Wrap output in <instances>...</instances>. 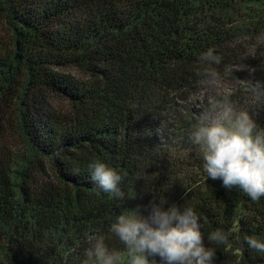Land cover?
<instances>
[{"label":"trees","instance_id":"obj_1","mask_svg":"<svg viewBox=\"0 0 264 264\" xmlns=\"http://www.w3.org/2000/svg\"><path fill=\"white\" fill-rule=\"evenodd\" d=\"M205 69L250 86L229 98L264 132V0H0V264H86L92 237L124 257L111 225L154 197L195 210L213 264H264L246 243L264 241V197L206 177L188 140Z\"/></svg>","mask_w":264,"mask_h":264},{"label":"clouds","instance_id":"obj_2","mask_svg":"<svg viewBox=\"0 0 264 264\" xmlns=\"http://www.w3.org/2000/svg\"><path fill=\"white\" fill-rule=\"evenodd\" d=\"M201 62L219 64L221 58L213 49L200 56ZM204 75L217 73L205 69ZM257 96H264V82L253 84ZM247 111H236L229 96L210 103L200 116L199 126L188 135L193 150L204 164L206 177L222 180L226 189L236 187L252 201L264 197V132ZM91 179L103 192L117 199L124 193L122 177L100 161L89 164ZM165 199L154 197L147 205L125 210L116 217L110 231L124 245L127 264H213L216 247L206 248L200 217L190 206L183 210L173 204L165 210ZM141 207L147 211L142 214ZM94 245L86 252V264H123L122 253L110 251L103 237H92ZM213 244H223L220 230L208 234ZM247 245L264 252V241L247 238ZM156 257H159L157 261Z\"/></svg>","mask_w":264,"mask_h":264},{"label":"rangeland","instance_id":"obj_3","mask_svg":"<svg viewBox=\"0 0 264 264\" xmlns=\"http://www.w3.org/2000/svg\"><path fill=\"white\" fill-rule=\"evenodd\" d=\"M238 91H241L242 94L245 92L247 94L245 97L247 98L249 97L248 92L252 91V89L246 82L238 81L228 76L215 77L205 85V89L199 95L198 101L201 104L203 103L202 105L207 104V107H205V110H207L210 103L218 99H223L225 94L228 96L235 95ZM253 91H255L254 88ZM238 105L239 103L234 105L236 111H238Z\"/></svg>","mask_w":264,"mask_h":264}]
</instances>
